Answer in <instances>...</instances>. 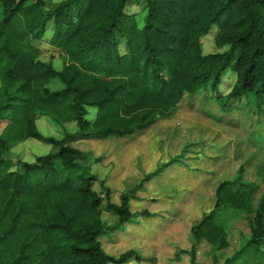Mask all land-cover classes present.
Returning a JSON list of instances; mask_svg holds the SVG:
<instances>
[{
  "label": "trees",
  "instance_id": "obj_1",
  "mask_svg": "<svg viewBox=\"0 0 264 264\" xmlns=\"http://www.w3.org/2000/svg\"><path fill=\"white\" fill-rule=\"evenodd\" d=\"M132 2L143 9L141 24L136 14L126 11ZM0 6V264L151 260L138 247L110 255L102 237L112 234L114 241L125 236V247L131 241L136 245L132 239L139 237L134 233H142L149 221L158 222L159 215L167 218L166 207L177 193L175 180L172 194L158 200H144L138 193L175 164L195 172L196 162L200 169L188 150L192 140L120 191L118 204L111 203L105 180L99 183L102 196L93 190L96 178L81 167L86 155L71 144L93 141L96 147L99 141L151 130L195 97H205L204 103L220 109L221 124L231 116L240 129L259 124L264 129V0H62L48 11L44 0H0ZM49 23L53 26L47 44L65 56L61 70L39 60L41 51L32 45L44 40ZM212 29L215 47L225 49L204 55L201 39ZM227 70L235 82L222 95L218 86ZM55 84L60 87L52 89ZM87 109L95 110L93 120L87 119ZM38 117L58 126L73 123L76 131L63 139L45 137L36 127ZM246 137L253 139L247 143L258 162L252 177L244 179L241 165L214 186L211 210L190 223V247L175 251L174 264H183L185 257L188 264H198L200 252L210 264H237L264 245V137L258 127ZM28 139L53 151L33 163L14 164L6 158ZM91 153L95 156L93 146ZM197 173L213 177L208 178L209 171ZM192 189L183 185L179 192ZM139 204L144 208L133 211ZM150 206L163 208L162 214ZM223 211L227 215L220 218ZM105 212L116 221H103ZM239 222L245 223L247 233L237 228ZM124 226L130 232L120 236ZM112 244L107 242L108 247Z\"/></svg>",
  "mask_w": 264,
  "mask_h": 264
},
{
  "label": "rangeland",
  "instance_id": "obj_2",
  "mask_svg": "<svg viewBox=\"0 0 264 264\" xmlns=\"http://www.w3.org/2000/svg\"><path fill=\"white\" fill-rule=\"evenodd\" d=\"M45 11L53 9L57 3L62 0H44ZM127 13L136 14V18L141 24V19L144 15L140 4L132 2L126 8ZM3 15L0 6V20ZM52 23L47 24L46 33L42 42H33V46L40 49L41 55L39 60L44 63H51L54 69L61 70L65 63V56L59 51L51 48L47 44V40L52 33ZM215 29H212L210 35L201 39V49L204 55L222 52L225 48L217 49L213 42ZM235 82L234 75L227 70L221 77L220 85L218 86L219 93L226 95ZM52 89H58L60 85H52ZM205 97H195L192 100H186L181 109L170 120L158 123L153 129L145 132L132 135L123 139H107L105 142H98L95 147V142L91 141L95 156L92 151V146L89 142H73L72 147L82 151L86 155V159L81 163L84 174L94 176L96 182L93 185V190L101 195L100 181L105 180L106 187L112 190L110 198L111 203H119V193L122 190L128 189L130 186L144 179L147 174L152 172L159 163H166L172 157L176 156L180 150L185 147L188 140H192L191 150L197 157L200 163V169H197L196 162L192 163V169L195 172H190L187 167L175 164L165 169L160 178H153L150 182L145 183V191L138 193L144 200H158L163 195H171L173 192V180H175L174 188L177 193L173 195L171 201L172 206L166 207L167 218L161 219V215L155 219L157 222H147L144 227L131 226L133 230L142 233H134L133 238L136 245L130 244L125 247L124 242L128 234V226H124V231L120 232L121 239L115 238L114 235H106L102 237L103 249L110 255L121 253L123 250H128V247H138L144 253L148 260L143 264H174V253L177 249H189L190 242L188 240L190 223H196L202 211L208 212L213 204V188L221 180L227 179V176L239 167L243 166L245 171L244 179L251 178L256 168V160L254 155L250 153V145L247 142H253L251 137H246L253 127H258L264 137V129L262 124L252 125L251 127L240 129L233 125L231 116H228L222 124L219 123L220 109L213 106V102L204 103ZM88 120H93L95 116L94 109H87ZM239 121L240 117L235 118ZM4 123L0 124V131ZM245 126V125H244ZM38 131L45 137H53L55 139H63L65 134L76 131L75 124H66L63 126L51 123L46 117H38L36 120ZM255 139H258L257 137ZM264 139V138H263ZM203 141L204 144L201 143ZM201 143L202 150L198 149L197 145ZM53 149L51 146L43 144L39 141L28 139L19 145L13 147L6 158L14 164L18 161L33 163L39 156H44ZM100 158V163H95V159ZM223 159L229 162V165H221ZM221 162V163H220ZM258 164V162H257ZM197 171L213 175L208 180L205 175L197 176ZM192 176V177H191ZM169 185L171 187H169ZM188 189H193L185 194L179 192L182 186ZM187 185V186H186ZM264 190V189H263ZM260 190V191H263ZM185 192V191H184ZM175 196V197H174ZM169 199V197H167ZM257 200V196H256ZM160 203H158L159 205ZM144 205H133L132 210H142ZM149 210L155 211L157 214H162L163 208L159 206H150ZM227 211L220 214V218H225ZM102 220L107 224H112L116 218L109 213L102 214ZM188 220V221H187ZM237 228L244 233H247V228L244 222H239ZM130 230V229H129ZM150 237V240H147ZM143 241L138 244V241ZM107 242L113 243L107 246ZM106 247V248H105ZM207 248L205 249V251ZM123 253V252H122ZM246 261H239L237 264H264V245H261L258 251L248 256ZM183 264H188V258L183 259ZM198 264H210L209 259L201 256V252L197 257ZM127 264H138L130 261Z\"/></svg>",
  "mask_w": 264,
  "mask_h": 264
}]
</instances>
